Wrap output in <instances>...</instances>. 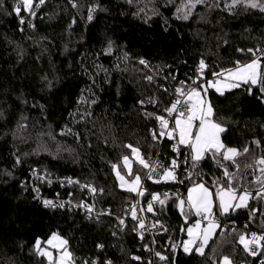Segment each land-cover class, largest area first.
I'll return each mask as SVG.
<instances>
[{"label":"trees","instance_id":"trees-1","mask_svg":"<svg viewBox=\"0 0 264 264\" xmlns=\"http://www.w3.org/2000/svg\"><path fill=\"white\" fill-rule=\"evenodd\" d=\"M184 1L33 0L32 15L15 12L19 0H0V264H48L34 244L40 239L43 247L53 233L68 241L74 264H137L133 256L143 255L146 245L137 224L128 221L120 234L110 217L88 220L69 204L89 201L79 186L97 189L100 212L108 208L117 215L135 199L136 191L120 186L116 169L128 181L139 175L141 184L146 168L136 165L127 176L123 157L133 154L126 145L145 159L154 157L160 143L150 132L173 103V88L162 90L149 81V69L168 80L171 75L189 80L203 60L211 77L253 59L248 49H264V11L243 4L232 8L223 0L191 10ZM261 63L264 71V59ZM249 87L223 95L209 91L213 121L225 129L221 142L243 153L236 157L239 170L211 152L205 162V157L193 161L191 149L182 147V163L192 170L182 188L186 194L196 183L215 193L227 187L220 160L230 174L237 173L231 183L238 194L242 188L255 194L244 209L216 212L223 223L236 225L234 231L219 228L203 255L181 250L177 258L184 219L189 225L195 218H183L176 199L165 200L158 219L168 224L169 235L159 251L172 264H221L225 256L234 264H261L263 254L251 256L239 241L264 232V197L257 195L264 166L256 163L264 157V92L259 84L251 92ZM154 99L155 108L140 104ZM171 147L170 141L162 145L168 166L175 156ZM45 200L56 206H45ZM185 237L186 228L183 242Z\"/></svg>","mask_w":264,"mask_h":264},{"label":"snow or ice","instance_id":"snow-or-ice-1","mask_svg":"<svg viewBox=\"0 0 264 264\" xmlns=\"http://www.w3.org/2000/svg\"><path fill=\"white\" fill-rule=\"evenodd\" d=\"M32 2L33 0H20V3L15 7V12L19 14L21 12V6L23 9L29 11L32 15H35V12L32 11ZM131 2V0H129ZM202 0H196V3H201ZM246 6L251 8L259 7L261 11H264V5L259 3V0H233V6L239 3H245ZM44 0H40V4H43ZM38 6V5H37ZM194 7V5H193ZM179 11V9H178ZM180 18V17H177ZM183 19H188V15H184ZM89 19H92V16L89 15ZM22 24L25 22L23 19L20 21ZM109 51L111 50V46H109ZM238 51L243 52V49H238ZM249 53L252 54L253 59H251L247 63H241L240 61L235 62V67L222 70L220 72H213L212 75L215 77L214 80L206 81L205 84H201L198 87L191 88L187 93L184 92L182 88H177L176 92L180 97H187L186 100H181L177 98L172 104L170 108H167L166 111L171 115L172 113H177L175 117V127L171 129V131L167 132L168 137L171 139L173 137V133H178L179 143L183 145H187L191 149L192 160L199 161L203 158L204 153L212 152L215 157L217 154L222 156V160L231 161L232 164L239 170L240 165L236 161V157L242 155L239 150L235 148H227L220 140V133L224 132L225 129L218 123H215L211 117L213 116V109L210 103H205L201 89H203V93L206 95L209 88L215 89L221 95L224 90H231L233 88H239L241 85H249V91L251 92V86L253 85H261V92H264V71H262V63L261 60L264 59V55L257 56V52L264 53L262 49H248ZM140 64L147 66V62L143 59L139 61ZM206 64L203 60L200 61L198 66V72L203 73L206 68ZM149 81L152 80V77H147ZM183 83V82H181ZM195 84L196 81L194 80ZM183 105L182 107H179ZM156 119L159 121L161 126V135H165V129L168 128L169 121L165 119L163 116H157ZM198 121V124L195 123ZM196 129L194 132L193 129ZM153 138L155 139V134H153ZM255 143L259 144V141ZM126 147L131 149V152L134 156L139 159V163L143 165V167L148 168L149 164L146 160L139 156V150L133 148L131 145H126ZM249 151L248 148L244 149V153ZM124 166L128 169L129 174H131V162L128 156L123 157ZM256 163L258 165L264 166V157L259 158ZM217 164L221 167H224V175L229 177V184L227 187H221L217 190L216 196L219 199V209L221 214L227 213L230 208H241L245 207L248 199L251 197V193L247 190V188H242L239 190L232 186L231 180L232 177L237 175V173L230 174L226 166H224L220 160H217ZM116 168V165H113ZM172 167H176V161L172 162ZM246 167H251V165H246ZM260 172L264 175V167H261ZM155 171V168L152 169ZM117 177L124 182V177L120 175V172H116ZM164 178L166 179H175V175L172 170L165 169L163 173ZM148 178L151 179V172L148 174ZM259 181V178H257ZM71 182V181H70ZM262 184V190L257 192L258 196L264 197V181H259ZM140 183V176L136 175L135 180L131 182L129 186V191H137V186ZM123 186V183L122 185ZM38 191V190H37ZM95 191V189H92ZM143 195L142 192L139 193ZM165 198H167V193L164 194ZM152 199L154 201H159L160 204L164 203V200H161L158 195H153ZM234 201H238L234 203ZM45 206L55 207L52 201L45 200ZM181 209L183 208L184 201L180 202ZM188 205L190 208L195 209V213L197 216H201L202 214H208L204 216L205 219L211 215V210L213 207L212 194L209 192L208 188H206L203 184H198L193 188L189 189L188 194ZM63 207V205H60ZM87 207V206H85ZM89 212L92 211L91 207H87ZM149 212L153 211L152 203L149 202L148 209ZM132 219L136 220V210L133 206L131 210ZM120 224H124V220H120ZM155 227V225H153ZM219 227V224L210 220L209 224L205 228H201V223L199 220L196 221L195 225L189 227L187 229V234L189 240L184 242V250L185 252L190 251V246L196 245L197 241H199V245L195 248V250L203 255L204 248L208 245L209 241L213 239L215 234V229ZM139 228H144L143 221L139 222ZM141 238H143V234H141ZM260 241H264V235L257 236L256 233L252 234V240L247 241L245 237L240 236V243L244 245L245 250H249V244H259ZM47 245V247H42V241L37 239L34 244V250L42 257H46L48 260V264H74V259L72 253L68 250L67 244L68 241L59 236L57 233H53L47 241L43 242ZM102 247V246H101ZM49 249H54L57 255L54 256L53 252ZM250 254L256 255V252L252 251ZM159 256L160 254L157 253ZM164 259V257H160ZM136 259H139L137 257ZM224 264H232L229 257L225 256L223 258Z\"/></svg>","mask_w":264,"mask_h":264},{"label":"built area","instance_id":"built-area-1","mask_svg":"<svg viewBox=\"0 0 264 264\" xmlns=\"http://www.w3.org/2000/svg\"><path fill=\"white\" fill-rule=\"evenodd\" d=\"M264 50V49H263ZM257 56H262L264 53H257ZM149 69V65L146 66ZM226 70V69H224ZM150 74L149 76L152 77L151 82L157 84L160 86L162 90H166L169 88H173V102L180 98L182 101L186 100L187 97H180L179 94L176 92L177 88H182L184 92H188L193 87H198L201 84L206 85V81L214 80L215 77L213 75L211 77H207V72L204 69L203 73L197 71V73L189 80H177V77L171 75V79L168 80V78L165 76V73H159L154 70L149 69ZM222 71V70H221ZM148 76V77H149ZM196 81L194 84L193 81ZM183 82V83H181ZM203 89H201L202 91ZM142 107L147 108H155L156 107V100H146L142 101L141 103ZM183 105L179 106L182 107ZM144 116L149 117L150 112L149 110H144ZM177 113H172L169 115V113L164 110L161 115L165 119L169 121L168 128L163 130L165 131V135H161V126L159 121L157 120V129L152 130L150 134L153 136L155 134V139L158 140L160 143L159 149L154 157L149 158L146 160V162L149 164V167L146 168V172L144 175V178L139 185L137 191H136V197L134 200H129L125 204V209L120 212L117 215H114L110 212V210L107 208L104 212L98 211L96 198L97 195L92 191L91 189L85 187H82V189L87 190L86 195L89 199V201L83 203V204H75V203H69L71 206L80 209L87 217L88 220L92 219H99L101 217H110L116 221V227L120 234H123L126 230L127 222L132 221L138 226V236L140 239L146 241V245L143 247V255H135L133 256V260L137 264H172L170 263L159 251V243L165 239L169 235V227L167 223L162 222L158 219L159 216V210L161 207L165 204V200L173 198L177 200L178 205V212L181 216L184 217V215H191L192 217L198 219L201 224L207 225L209 224V220L205 219L204 217H199L195 213V209H192L188 205V199L186 197V194L182 188L184 185V182L186 179H188L192 175L191 168L184 162L182 163L183 156H182V147L178 146V135L177 133H173V137L170 139L167 135L168 131H171L172 128L175 127V117ZM198 124V121L195 122ZM170 141L172 142L171 152L175 155L172 161L170 162V165L168 166L166 159H161V153H162V145L164 142ZM176 161V167H172V162ZM155 168V171H152V169ZM165 169H170L173 171L175 175V179H170L169 181L164 180L163 173ZM151 172V179L148 178V174ZM149 184H165L170 185L172 187H165L159 191H154L148 187ZM142 192L143 195H140L139 193ZM165 193H167V198H165ZM153 195H158L161 200H164L163 204H160L159 201H154L152 199ZM180 201H184L183 208L181 209ZM149 202L152 203L153 211L149 212L148 204ZM91 207L92 211L89 212L87 210V207ZM135 207L137 219L133 220L131 215V210ZM124 220V224H120V220ZM143 221L144 228H139V222ZM212 221L219 224V228L222 232H228V231H234L236 229V225L230 222L223 223L219 218H213ZM155 225V227H153ZM256 233L257 236L264 235V232H251L248 235V238L252 240V234ZM141 234H143V238H141ZM252 251L256 252V255L250 254ZM249 254L251 256L257 257L261 254H263V258L261 261V264H264V241H260L259 244L250 243ZM157 253L160 255L158 256ZM164 257V259H161L160 257ZM139 257V259H136ZM99 260H96L95 264H98ZM106 264H111V262H106Z\"/></svg>","mask_w":264,"mask_h":264},{"label":"rangeland","instance_id":"rangeland-1","mask_svg":"<svg viewBox=\"0 0 264 264\" xmlns=\"http://www.w3.org/2000/svg\"><path fill=\"white\" fill-rule=\"evenodd\" d=\"M218 0H202V2L201 3H196V0H185L184 1V3H185V7L188 9H191V10H193V9H195V8H197V7H201V6H204V5H207V4H213V2H217ZM225 3H226V5H229V7H232V8H235L236 6H238V5H240V4H243V5H246V2L245 3H239V4H236L235 6H233V0H223ZM19 3H20V0H19ZM18 3V4H19ZM259 3L260 4H262V5H264V0H259ZM32 5H33V2H32ZM193 5H194V7H193ZM23 9V7L21 6V10ZM256 9V8H255ZM257 9H260L259 7H257ZM27 11V10H26ZM29 12V11H28ZM235 88H233V89H231V90H227V89H225L224 90V92H223V94H225V93H227V92H229V91H232V90H234ZM211 90H213V91H215L216 93H218V94H220L219 92H217L215 89H212V88H209L208 89V91H207V94L205 95L202 91H201V94H202V97H203V99H204V101H205V103H210V100H209V91H211ZM222 94V95H223ZM211 119L213 120V118L211 117ZM193 131L195 132L196 131V129L194 128L193 129ZM225 132V131H224ZM223 134V132L222 133H220V139H221V135ZM177 135H178V133H177ZM178 146H180V147H184V148H190L189 146H187V145H183V144H180L179 143V136H178ZM183 149V148H182ZM207 153H210V152H206V153H204V155H203V158L205 157V155L207 154ZM212 153V152H211ZM139 156L140 157H142L140 154H139ZM143 158V157H142ZM202 158V159H203ZM145 159V158H144ZM147 159H149V158H146L145 160H147ZM130 160V162H131V174H129V172H128V169L124 166V168H125V170H126V173H127V176L130 178V177H132V174H133V169H134V167L136 166V165H139V166H142L143 167V165H141L140 163H139V159L136 157V156H134L133 155V158L132 159H129ZM118 171V169H116V172ZM121 176H123L124 177V182H122L120 179V186L122 185V183H123V186H121L124 190H128V188H129V186L131 185V182L132 181H128L127 179H126V176H124V175H122L121 174ZM135 180V179H134ZM164 180H167V181H169L170 179H166V178H164ZM70 184H73V183H70ZM198 184H203L206 188H208L204 183H196V184H194V185H189L188 187H187V189H186V197H187V199H188V194H189V189H191V188H193L194 186H196V185H198ZM81 186L82 187H87V188H89V189H95V187L93 186V185H91V184H86V183H82L80 186H79V188L81 189V191H86L87 192V190H85V189H82L81 188ZM208 190H209V192L212 194V200H213V207H212V210H211V215L210 216H208V220L210 221V220H212L213 218H216V212H218V214H221V212H220V209H219V199H218V197L216 196V193L215 192H213L210 188H208ZM129 191V190H128ZM94 193L96 194V195H99L98 194V191H97V189H95V191H94ZM85 202H87V201H83V202H81V203H76V204H83V203H85ZM238 201H234V203H237ZM75 203V202H74ZM248 203H249V199H248V201H247V204H246V206L248 205ZM231 209V208H230ZM229 209V210H230ZM233 209H235V208H233ZM237 210V209H236ZM228 213V212H227ZM227 213H224V214H221V215H226ZM206 215H208V214H202L201 216H199V217H204V216H206ZM198 219H196L194 222H192L191 224H189L187 227H186V237H185V239H184V242H186V241H188L189 240V237H188V234H187V229L189 228V227H192V226H194L195 225V223H196V221H197ZM208 221V222H209ZM208 226V224L207 225H203V224H201V228H205V227H207ZM218 229H219V227L218 228H216L215 229V233L218 231ZM214 236H215V234H214ZM214 236H213V238H214ZM245 237V239L247 240V241H251L248 237H246V236H244ZM239 241H240V239H239ZM184 242H183V245H182V250L185 252V250H184ZM241 244V243H240ZM199 245V241H197V244L196 245H192V246H190V251H188V252H185V253H187V254H189V253H192L193 251H196L195 250V248L197 247ZM243 247H244V245L243 244H241ZM249 246H250V244H249ZM43 247H47V245L45 244ZM245 248V247H244ZM205 249V248H204ZM50 251H52L53 252V254H54V256L55 255H57V253H56V251L54 250V249H49ZM69 250V249H68ZM45 259L47 260V258L45 257ZM231 262H232V264H234L233 263V261L231 260ZM47 263H48V260H47ZM221 264H224V262H223V259H222V261H221Z\"/></svg>","mask_w":264,"mask_h":264},{"label":"water","instance_id":"water-1","mask_svg":"<svg viewBox=\"0 0 264 264\" xmlns=\"http://www.w3.org/2000/svg\"><path fill=\"white\" fill-rule=\"evenodd\" d=\"M206 160V157L203 159V162H205ZM191 180V177H189L185 182H188ZM262 190V188L260 189V191ZM251 194H255V193H251ZM181 202V201H180ZM181 205V204H180ZM184 218V217H183ZM188 223L186 222V220L184 219V226L182 227L181 229V236H180V240H179V243H178V246H177V251H176V258L177 256L179 255L180 251L182 250V242H183V238H184V234H185V228L187 227Z\"/></svg>","mask_w":264,"mask_h":264},{"label":"crops","instance_id":"crops-1","mask_svg":"<svg viewBox=\"0 0 264 264\" xmlns=\"http://www.w3.org/2000/svg\"><path fill=\"white\" fill-rule=\"evenodd\" d=\"M202 160V159H201ZM200 161V160H199ZM247 204V203H246ZM247 206H245V207H241V208H235V209H233V208H231L229 211H228V213H230V212H232L233 210H236V209H244V208H246ZM227 213V214H228ZM190 254V253H189Z\"/></svg>","mask_w":264,"mask_h":264}]
</instances>
